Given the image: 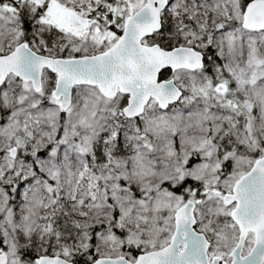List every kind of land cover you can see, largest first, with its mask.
<instances>
[{
    "label": "snow or ice",
    "instance_id": "6c2138e0",
    "mask_svg": "<svg viewBox=\"0 0 264 264\" xmlns=\"http://www.w3.org/2000/svg\"><path fill=\"white\" fill-rule=\"evenodd\" d=\"M0 264H264V0H0Z\"/></svg>",
    "mask_w": 264,
    "mask_h": 264
}]
</instances>
